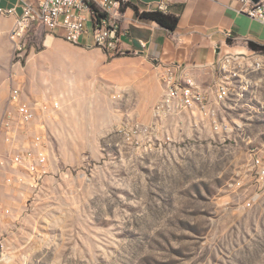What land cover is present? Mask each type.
Returning <instances> with one entry per match:
<instances>
[{"label": "rangeland", "instance_id": "obj_1", "mask_svg": "<svg viewBox=\"0 0 264 264\" xmlns=\"http://www.w3.org/2000/svg\"><path fill=\"white\" fill-rule=\"evenodd\" d=\"M9 27L0 35V119L15 83L36 119L10 142L0 134L6 264H264V180L252 165L264 144V73L229 104L230 131L205 119L138 144L120 131L140 121L123 110L135 102L76 68L99 59L93 48L40 27L18 55ZM35 133L48 155L38 174L13 159L35 147Z\"/></svg>", "mask_w": 264, "mask_h": 264}, {"label": "built area", "instance_id": "obj_2", "mask_svg": "<svg viewBox=\"0 0 264 264\" xmlns=\"http://www.w3.org/2000/svg\"><path fill=\"white\" fill-rule=\"evenodd\" d=\"M122 5V0H28L19 8L0 5V22L5 17L14 18L10 39L18 55L24 52L30 32L40 27L79 45H83L84 36L90 35L92 44L83 46L98 47L106 55H115L124 53L120 46ZM167 9L166 4H160L159 10ZM245 11L264 23V0H247ZM228 36L231 38L232 34L228 33ZM217 49L212 83L206 84L197 77L196 66L189 69L183 63L164 65L160 77L164 93L153 107V120L149 123L134 122L120 131L138 144L171 140L169 131L173 126H185L188 122L197 126L205 119L216 133L230 131L226 116L229 104L243 100L252 88V77L264 73V53L254 49L250 54L232 53L221 47ZM8 102L0 119V134L10 142L26 134L36 119V111L33 104L24 98L19 83L12 85ZM33 138L35 147L16 152L13 159L38 174L39 165L48 161L47 147L39 133H35ZM252 165L258 178L264 180V144L254 152ZM5 240L0 230V264H6L12 258Z\"/></svg>", "mask_w": 264, "mask_h": 264}, {"label": "crops", "instance_id": "obj_3", "mask_svg": "<svg viewBox=\"0 0 264 264\" xmlns=\"http://www.w3.org/2000/svg\"><path fill=\"white\" fill-rule=\"evenodd\" d=\"M26 1L0 0V5L19 8ZM162 3L168 8L163 12L179 18L174 30L136 14L135 6L140 12L155 11ZM122 4L120 46L124 53L106 55L100 48L90 47L99 59L77 62L76 68L88 80L98 77L116 86L117 96L125 103L135 102L123 110L140 121L154 118L153 107L164 93L160 78L164 65L196 66L197 77L210 84L215 79L218 47L250 54V41L264 44V23L246 13L247 0H122ZM13 22V17L3 18L0 35L10 25V37ZM92 42L90 35L82 38L83 45Z\"/></svg>", "mask_w": 264, "mask_h": 264}, {"label": "trees", "instance_id": "obj_4", "mask_svg": "<svg viewBox=\"0 0 264 264\" xmlns=\"http://www.w3.org/2000/svg\"><path fill=\"white\" fill-rule=\"evenodd\" d=\"M136 14L138 17L146 20H154L160 23L162 26L174 30L178 25L179 18L173 14L165 13L161 10L155 11H143L140 12L138 7L135 6ZM249 45L252 49L261 51L264 53V44H260L254 41H250Z\"/></svg>", "mask_w": 264, "mask_h": 264}, {"label": "bare ground", "instance_id": "obj_5", "mask_svg": "<svg viewBox=\"0 0 264 264\" xmlns=\"http://www.w3.org/2000/svg\"><path fill=\"white\" fill-rule=\"evenodd\" d=\"M51 41H52V37H49L48 42H51Z\"/></svg>", "mask_w": 264, "mask_h": 264}, {"label": "water", "instance_id": "obj_6", "mask_svg": "<svg viewBox=\"0 0 264 264\" xmlns=\"http://www.w3.org/2000/svg\"><path fill=\"white\" fill-rule=\"evenodd\" d=\"M253 1H258V0H253Z\"/></svg>", "mask_w": 264, "mask_h": 264}]
</instances>
